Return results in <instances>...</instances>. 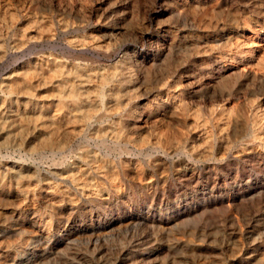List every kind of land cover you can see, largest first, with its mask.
<instances>
[{
	"label": "rangeland",
	"instance_id": "rangeland-1",
	"mask_svg": "<svg viewBox=\"0 0 264 264\" xmlns=\"http://www.w3.org/2000/svg\"><path fill=\"white\" fill-rule=\"evenodd\" d=\"M263 42L264 0H0V264H264Z\"/></svg>",
	"mask_w": 264,
	"mask_h": 264
},
{
	"label": "bare ground",
	"instance_id": "bare-ground-1",
	"mask_svg": "<svg viewBox=\"0 0 264 264\" xmlns=\"http://www.w3.org/2000/svg\"><path fill=\"white\" fill-rule=\"evenodd\" d=\"M54 2V1H53ZM202 4V3H201ZM55 5V4H54ZM203 5V4H202ZM52 6V5H51ZM57 6V5H56ZM59 6V5H58ZM196 6H198V5H196ZM213 6V5H212ZM209 7V6H208ZM154 10V9H153ZM95 12V11H94ZM93 13V12H92ZM259 29V28H258ZM260 30V29H259ZM244 32V31H243ZM256 34V33H255ZM260 34V33H259ZM247 35V34H246ZM257 35V34H256ZM49 36V35H48ZM252 37V36H251ZM257 38V37H256ZM263 39V38H262ZM257 40H258V38H257ZM20 41H22V40H20ZM251 44L253 45V43H255L254 41H253V39L251 40ZM262 42V41H261ZM78 43V42H77ZM264 43V42H263ZM83 44V43H82ZM95 45V44H94ZM83 46V45H82ZM261 45H259V47H260ZM79 47H81V45L79 46ZM85 47V46H84ZM73 48V47H72ZM261 50V49H260ZM250 51H253V49H251ZM258 51V50H257ZM256 51V52H257ZM264 51V50H263ZM262 52V51H261ZM260 53V52H259ZM237 54V53H236ZM256 55H258V54H256ZM249 56H250V54H249ZM79 58V57H78ZM242 58V57H241ZM50 59V58H49ZM241 60V59H240ZM247 62V61H246ZM258 61H256V62H254V63H257ZM253 63V64H254ZM55 65V64H54ZM236 65V64H235ZM251 68V67H250ZM34 69V68H33ZM36 69V68H35ZM52 69V68H51ZM239 69V68H238ZM260 69V68H259ZM26 70V69H25ZM53 71H54V69H53ZM231 72V71H230ZM47 73V72H46ZM219 73H220V71H219ZM256 73V72H255ZM20 74V73H19ZM44 74V73H43ZM45 75V74H44ZM49 75V74H48ZM67 75V74H66ZM45 76H47V75H45ZM45 76H43L44 78H45ZM17 84V83H16ZM63 84V83H62ZM61 84V85H62ZM20 85V84H19ZM28 87V86H27ZM71 87V86H70ZM75 88V87H74ZM77 89V88H76ZM52 90V89H51ZM58 90V89H57ZM69 90V89H68ZM30 91V90H29ZM70 91V90H69ZM114 91V90H113ZM71 94H72V97H73V99L76 101V102H80V93L79 92H77V90H72L71 91ZM68 95V94H67ZM159 101V100H158ZM173 101V100H172ZM57 102V101H56ZM85 102V101H84ZM151 104V103H150ZM149 104V105H150ZM74 105V104H73ZM65 107V106H64ZM66 108V107H65ZM144 110V109H143ZM151 110V109H150ZM86 113H87V111H86ZM86 113H84V114H86ZM56 115V114H55ZM246 117V116H245ZM88 118V117H87ZM80 119V118H79ZM250 119V118H249ZM257 119L258 118H256L255 117V121H257ZM47 122V121H46ZM252 122V121H251ZM50 124V123H49ZM245 124H247V123H245ZM222 125V124H221ZM125 126V125H124ZM60 127V126H59ZM58 127V128H59ZM246 127H248V126H246ZM253 128V127H252ZM258 130V129H257ZM58 131V130H57ZM206 131V130H205ZM59 132V131H58ZM63 132H65V131H63ZM208 131H206V133H207ZM256 133V132H255ZM200 134V133H199ZM199 134H198V136H199ZM263 134V133H262ZM260 135V134H259ZM257 136V135H256ZM64 137V136H63ZM62 137V138H63ZM207 138V137H206ZM100 139V138H99ZM258 139V138H257ZM261 139V138H260ZM58 140V139H57ZM261 141V140H260ZM50 144H51V142H49ZM54 144V143H53ZM56 144H57V142H56ZM193 144V143H192ZM57 147V146H56ZM61 147V146H60ZM59 148V147H58ZM223 154V153H222ZM73 165V164H72ZM77 166V165H76ZM80 168V167H79ZM78 173V172H77ZM113 174V173H112ZM115 174V173H114ZM149 179V178H148ZM190 179V178H189ZM119 180V179H118ZM83 183V182H82ZM81 183V184H82ZM80 184V185H81ZM116 184H118V183H116ZM84 185V184H83ZM82 186V185H81ZM80 186V187H81ZM117 187H118V185H116ZM54 187V186H53ZM97 187V186H96ZM82 188V187H81ZM87 188V187H86ZM150 188V187H149ZM57 189V188H56ZM76 189V188H75ZM79 189V188H78ZM97 189H98V187H97ZM155 189V188H154ZM91 190H93V189H91ZM85 191V190H84ZM92 192V191H91ZM51 192H49V194H50ZM78 193V192H77ZM93 193V192H92ZM46 194V193H45ZM48 194V195H49ZM52 194V193H51ZM92 195V194H91ZM60 198V197H59ZM53 201V200H52ZM59 204V203H58ZM215 204V203H214ZM44 236V235H43ZM48 239H49V237H48ZM48 241H50V240H48ZM35 257V256H34ZM38 259V258H37ZM12 260V259H11Z\"/></svg>",
	"mask_w": 264,
	"mask_h": 264
}]
</instances>
